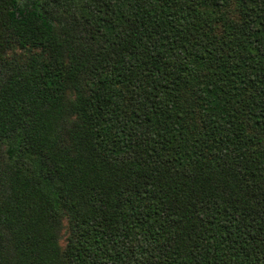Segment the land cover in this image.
<instances>
[{
    "label": "trees",
    "instance_id": "trees-1",
    "mask_svg": "<svg viewBox=\"0 0 264 264\" xmlns=\"http://www.w3.org/2000/svg\"><path fill=\"white\" fill-rule=\"evenodd\" d=\"M0 264H264V0H0Z\"/></svg>",
    "mask_w": 264,
    "mask_h": 264
},
{
    "label": "rangeland",
    "instance_id": "rangeland-1",
    "mask_svg": "<svg viewBox=\"0 0 264 264\" xmlns=\"http://www.w3.org/2000/svg\"><path fill=\"white\" fill-rule=\"evenodd\" d=\"M69 235H70L69 222H68L67 217L65 216L63 219V226H62V231L60 234V245H61L62 250H64L66 247L67 239Z\"/></svg>",
    "mask_w": 264,
    "mask_h": 264
}]
</instances>
